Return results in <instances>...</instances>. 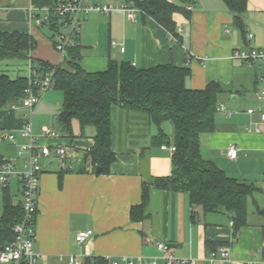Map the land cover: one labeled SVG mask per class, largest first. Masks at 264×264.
<instances>
[{"label":"crops","instance_id":"1","mask_svg":"<svg viewBox=\"0 0 264 264\" xmlns=\"http://www.w3.org/2000/svg\"><path fill=\"white\" fill-rule=\"evenodd\" d=\"M56 1L0 0V31L28 33L36 41V48L25 59L27 67L33 61H45L68 68L67 60H60L53 48L52 31L45 20ZM167 1L185 9L192 6L188 16L183 13L174 16L176 27L182 28L175 38L138 10L133 12V18H128L126 11L120 9L107 15L96 11L82 14L79 38L75 42L79 46L78 62L90 72L105 69L110 60L127 62L136 68L170 63L189 68L185 80L187 88L200 89L210 81L217 82L223 92L218 96L214 130L200 134V155L227 176L256 186L247 199V224L234 236L229 213H204L200 206L190 205L185 192L160 189L151 191L146 207L148 217L131 221L129 210L140 203L143 182L171 172L172 152L151 143L157 127L145 114L113 105L111 146L116 159L109 173L102 174L100 169L99 172L98 168L93 169L87 156V150L93 145L94 129L86 127L82 135L74 121L73 136L61 131L57 113L62 96L57 100L50 121L34 118L36 110L40 115L45 113V93L32 115L33 133L40 135L42 126L56 131L58 138L43 142L51 147L64 146L67 155L64 160L49 156L42 161L33 244L34 251L39 254L37 264H66L71 255L83 262L103 256H141L147 260L154 258L157 264H166L164 256L167 253L194 260L195 264H211L208 256L212 251L206 248V242L223 243L217 249L227 247L231 260H264L260 249L264 241V124L256 114L245 112L255 105L253 92L260 85L261 70L257 64L248 65L232 58L235 48L264 47V0H247L242 15L245 37L222 0ZM82 2L116 7L128 4L126 0ZM247 33L253 34L251 40L247 39ZM112 41L115 46L111 45ZM21 65L15 60H2L0 71L6 72L11 67L16 72ZM27 67L24 75L28 73ZM220 105L225 111L219 110ZM27 114L23 107L22 110L10 107L0 110V156L16 157L19 147L27 143L21 136ZM246 127H257L260 132H247ZM162 129L171 140L172 126L164 123ZM5 133H12L15 139L4 140ZM230 145L237 150L234 159L226 154ZM5 192L14 204L21 199L17 180L12 179L7 186L0 185V216ZM83 230H92V234L78 243L75 236ZM157 242H164L167 252L158 250Z\"/></svg>","mask_w":264,"mask_h":264},{"label":"trees","instance_id":"2","mask_svg":"<svg viewBox=\"0 0 264 264\" xmlns=\"http://www.w3.org/2000/svg\"><path fill=\"white\" fill-rule=\"evenodd\" d=\"M232 12L235 25L245 37L242 15L247 0H222ZM139 11L161 25L172 37L177 36L174 16L188 10L167 0H126ZM51 31L56 29L54 19L47 22ZM175 38V37H174ZM36 48V41L28 33L0 31V61L26 59ZM79 46L67 47L68 68L54 66L45 61L32 62L37 74L53 68L52 88L61 92V104L57 122L63 133L72 135V123L76 121L83 135L86 127L94 129L93 145L87 156L93 169L107 174L115 161L111 146V107L117 105L126 111L145 114L157 127L151 137L154 146L172 144L171 172L143 182L140 203L131 206V221L148 217L147 205L152 189L185 192L190 205L200 206L204 213L227 212L231 215L233 235L247 224V199L257 189L247 181L238 180L200 155L199 137L214 130L218 96L223 88L210 81L203 88L190 89L185 85L189 75L187 66L170 63L149 68H136L127 62L110 60L105 69L84 70L78 59ZM29 87L27 75L10 77L0 72V110L20 106ZM36 91V86L32 87ZM172 126V138L162 129V124ZM23 215L20 203L14 204L7 192L3 197L0 216V247L13 239V227ZM223 243L206 242L209 251H215ZM84 264H102L101 259H86Z\"/></svg>","mask_w":264,"mask_h":264},{"label":"built area","instance_id":"3","mask_svg":"<svg viewBox=\"0 0 264 264\" xmlns=\"http://www.w3.org/2000/svg\"><path fill=\"white\" fill-rule=\"evenodd\" d=\"M117 9L126 11L128 18H133V12L138 10L132 4H123L118 7L107 4H83L82 0H58L49 8L45 20L54 19L56 29L52 31V45L58 54V58L63 60L67 55V47L74 45L79 38V25L82 14L90 11H96L101 14H109ZM192 6H187L186 10H191ZM177 32H181L182 28L177 27ZM247 39L253 38L252 33H247ZM115 46L114 41L111 42ZM120 51H124V46H120ZM232 58L240 60L248 65L257 64L261 70L259 77L260 85L254 90L255 105L246 108L245 112L248 115L256 114L259 122L264 124V47L247 46L245 48H235L232 50ZM58 66V64H53ZM29 87L26 89V96L22 99L20 107L27 109V116L24 120L21 136L27 139V143L21 145L18 149L17 156L8 158L0 156V185L7 186L12 179L17 180L20 185L21 199L19 201L23 215L19 222L13 227V239L0 247V263L1 264H37L39 254L33 249L35 240V220L37 214V202L39 195L40 175L42 173V161L44 158L53 156L60 160H64L67 151L64 146L56 144L51 147L43 142L45 139L58 138L56 131L43 127L40 135L36 136L33 133L32 115L35 107L41 101L43 95L52 88L53 68L48 69L43 74L38 75L37 70L32 67V63L27 67ZM36 86V91L33 90ZM18 108V106H12ZM220 111H225L224 106H219ZM247 132H260L259 128L246 127ZM3 139L13 141L15 139L12 133H5ZM162 149L168 148L172 153L175 150L173 145H161ZM226 154L229 158L234 159L237 155V150L233 145L228 146ZM22 157V158H21ZM19 158L21 161L19 162ZM19 163V167H18ZM232 225V222H230ZM92 230H83L76 234L75 240L78 243H83L90 235ZM156 247L162 252H167L168 246L164 242H157ZM261 252L264 254V241L260 245ZM166 264H195L194 260L188 258H176L172 253H167L164 256ZM208 260L211 264H222L229 261L230 264H264V260L260 262H241L231 260L229 249L220 247L216 251H212ZM102 264H157V260H150L138 256L130 258L121 256L118 258L103 256ZM66 264H84L77 256L71 255L68 257Z\"/></svg>","mask_w":264,"mask_h":264},{"label":"rangeland","instance_id":"4","mask_svg":"<svg viewBox=\"0 0 264 264\" xmlns=\"http://www.w3.org/2000/svg\"><path fill=\"white\" fill-rule=\"evenodd\" d=\"M49 31V29H47ZM10 60H15L17 63L19 62V64L21 63L22 65L19 67L20 69L18 71H13L11 69V67L7 68V73L9 74L10 77H15L16 75H24L25 71H26V64H27V60L25 59H10ZM10 60H6V61H10ZM1 72V71H0ZM61 97V92L56 90V89H50L49 91L46 92L45 96H44V99H43V105H45L43 107V109H45V113L43 115H40L39 112L40 111H37L36 108L34 110H36V114H35V119L38 118L39 120H49L51 119V114L52 112L55 110L56 106H57V100H59ZM51 103V104H50ZM18 109H21L22 110V107L21 108H17ZM23 110H26L25 108H23ZM28 113V112H27ZM165 123H168L170 124L169 122H165ZM51 125V123L49 124ZM171 125V124H170ZM43 127H47L49 128L48 126H42L41 129ZM54 128H56L58 130V126L57 125H54ZM50 129V128H49ZM55 129V130H56ZM3 137V136H2ZM17 199V196L16 198Z\"/></svg>","mask_w":264,"mask_h":264},{"label":"water","instance_id":"5","mask_svg":"<svg viewBox=\"0 0 264 264\" xmlns=\"http://www.w3.org/2000/svg\"><path fill=\"white\" fill-rule=\"evenodd\" d=\"M97 172H99V168L97 169Z\"/></svg>","mask_w":264,"mask_h":264}]
</instances>
